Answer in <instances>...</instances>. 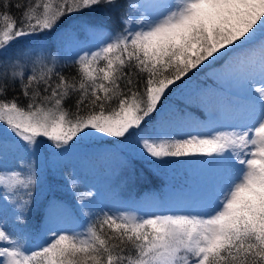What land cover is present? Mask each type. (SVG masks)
Segmentation results:
<instances>
[{
    "label": "snow or ice",
    "instance_id": "6c2138e0",
    "mask_svg": "<svg viewBox=\"0 0 264 264\" xmlns=\"http://www.w3.org/2000/svg\"><path fill=\"white\" fill-rule=\"evenodd\" d=\"M97 6L120 25L97 50L62 61L25 43ZM217 64L214 83L230 98L209 118L236 121L231 130L149 134L173 87ZM0 124V161L10 149L15 159L0 186L18 221L27 220L44 142H135L151 158L208 157L220 177L200 211H102L85 230H52L32 248L0 222V264H264V0H0Z\"/></svg>",
    "mask_w": 264,
    "mask_h": 264
},
{
    "label": "trees",
    "instance_id": "16d2710c",
    "mask_svg": "<svg viewBox=\"0 0 264 264\" xmlns=\"http://www.w3.org/2000/svg\"><path fill=\"white\" fill-rule=\"evenodd\" d=\"M130 2H136V0H130ZM89 24L102 25V28L98 30L92 29L88 27ZM119 28L120 25L115 14L97 6L95 10L86 9L83 13H76L71 18H66L65 22L58 26L57 29L43 35L39 40H36V38H25V43L41 44L64 61L78 58L85 51L97 50L102 46V42L107 41ZM66 31L75 32L77 39L95 35L97 36L95 44L98 46L94 50L92 47L94 42H92L84 49L78 44L79 47L74 46L73 51L58 49L60 47L59 41H61ZM85 35L87 36L84 37ZM219 67L220 65L217 64L204 72L197 73L190 80L185 78V83L180 85V87L174 86L172 92L162 101L164 108L157 121L148 125L149 134H152L155 129L156 133L168 138H180L189 135L180 133L178 130L172 132L166 130L174 122L187 121L189 119L187 114L193 116V121L198 120L200 123L209 121L208 125H206L210 129L214 121L210 120L209 111H217L219 105L227 103L230 98L226 88L220 85L218 81L214 83V73L218 71ZM201 89L211 90L210 96L205 99L204 103H201L196 98L198 90ZM205 103L208 104V107H205ZM217 130L227 129L217 125L214 132ZM5 135L4 126L0 124V136ZM7 139L11 141L12 137L9 135ZM40 139L46 140V138ZM78 145L85 147L81 149L82 152L78 157L83 163L89 157L92 158L93 162H96L98 155L103 152L88 153L85 149L89 147L104 149L105 155L110 160L113 154L114 156L117 155L118 158L123 155L120 161H124L122 166H125V169L120 171L121 183L122 185L124 184L127 190L122 194H128L129 198H133L128 207L133 209L135 208L133 203L137 204L141 215L154 212L166 213L169 210L178 211L180 207H188V204H191L193 199L199 196V192L203 191L202 181L198 178L199 174L196 178L194 173L199 170V163L203 160L206 162L210 159L208 157L156 159L143 154L135 142L106 143L103 137H89L86 140H77L72 146ZM53 150L47 142H44L37 151V159L34 162L37 182L32 190V203L29 212L26 213L27 220L19 222V225L23 226V230H28L26 239H29L28 247L30 248L41 244V239H39V242L35 241V236L38 235V238L40 237L37 229L41 222H47L46 217H49L52 209L68 206L85 228L95 219L97 214L104 210L100 198L96 197L93 192H91L93 196L89 193L91 189L87 186V181H84V176L81 174L82 171L75 172L73 167L75 163L71 160L70 154L61 153V155L55 157ZM7 155L10 156L7 159L9 161L2 164L7 156L3 158L0 161V170H10L14 167L15 159H12L13 152L11 149ZM57 159L58 163L62 162L66 164V167L64 168L58 163H54ZM128 170L132 172L131 181L134 184L127 182L130 175ZM189 186L195 188L196 193H192V196L188 197L183 196V194H187ZM2 193L3 187L0 186V204L2 203L0 206V217L9 231V229H15V227L10 225V221L7 219L8 210L4 207L12 203L4 199ZM122 207L124 208V206ZM18 212L19 210L16 209V213Z\"/></svg>",
    "mask_w": 264,
    "mask_h": 264
},
{
    "label": "rangeland",
    "instance_id": "374dc122",
    "mask_svg": "<svg viewBox=\"0 0 264 264\" xmlns=\"http://www.w3.org/2000/svg\"><path fill=\"white\" fill-rule=\"evenodd\" d=\"M77 34L72 31H66L63 34V37L61 38L60 47L58 49H64L65 51H73V47H77L78 45L83 47H88V45L92 42L93 49L98 46L95 44V40L97 39V36L91 35L86 38H78ZM79 36V35H78ZM78 44V45H77ZM78 46V47H79ZM189 119L185 122H174L172 126L168 127L166 130L169 132H172L174 130H178L180 133L183 134H192V135H210L214 133V129L217 127V125L221 126L222 128H226L227 130H231L232 126L235 125L236 121H233L231 119H225V120H216L214 121L213 125L210 129L208 128L209 121H206L204 123H200V121L195 120L193 121V116L187 114ZM196 117V116H195ZM213 121V120H211ZM205 124V125H204ZM207 124V125H206ZM230 125V126H229ZM213 131V133H212ZM220 131V130H217ZM85 147L81 146H71L67 150H53V154L55 157L58 155H61V153H69L71 156V160H73L75 172L76 171H82V175L84 176V181H87V186L91 189L89 193L93 192L95 193L96 197L100 198V202L103 205V211L105 212H111L113 214H119L120 212H128V213H136L140 214V208L137 206V204H134L135 208L128 207V204L130 205L133 198H129L128 194H122L125 190H127L126 187H124V184L122 185L121 181V172L125 169V166H122L124 161H120V158H118L117 155L114 156L111 155V160L107 158L105 155L104 149H96V147H89L86 148V152H92V153H98L100 151H103L102 154L98 155V158L96 162L92 161V158L89 157L88 160H85V165L83 162H81L78 157L79 154L82 152L81 149ZM37 156V155H36ZM10 156L7 155V158L5 161L2 162L4 164ZM12 159H14V154L12 156ZM37 157H35L34 162L36 161ZM58 163V159L54 162ZM62 167H66V164L59 162L58 163ZM112 166V167H111ZM3 167V165H2ZM103 167V168H102ZM4 168V167H3ZM111 168V170H110ZM199 170L194 173L195 177L201 179L202 183L201 186L203 187V191L199 192V196L196 199H193V202L191 204H188V207H180L179 210H190V209H196L197 211H200L204 208L205 202L202 199V194L214 188L219 183V172L218 170L211 164L206 163L204 160L199 163ZM100 172L98 173V171ZM128 176L127 182H130L131 184H134V182L131 181V175L132 172L128 170ZM89 178L87 179L86 178ZM85 183V182H84ZM187 194L183 196H192V193H196L195 188L189 186ZM115 192V193H114ZM42 193V192H41ZM40 193V194H41ZM92 195V193H91ZM93 196V195H92ZM2 203L0 204V206ZM124 206V208L122 206ZM4 208L8 210L7 219L10 221V225L15 227V229H9L10 232L13 233L14 237L17 239H20L22 244H25L28 247L29 239H26V235L28 230H23V226L19 225V222L17 220V214L16 209L12 204L6 205ZM159 213V212H157ZM144 214V213H143ZM141 215V214H140ZM47 222H41L38 227L39 238L38 235L35 236L36 242L43 243L46 239V234H48L52 230L56 231H67V232H81L85 230L86 228L78 220L77 217H75L73 211L68 206L62 207V208H54L51 210L49 217H46ZM2 218L0 217V222H2ZM7 222V221H6ZM4 223V222H2Z\"/></svg>",
    "mask_w": 264,
    "mask_h": 264
}]
</instances>
